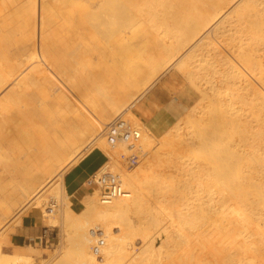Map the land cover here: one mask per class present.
<instances>
[{
	"label": "bare ground",
	"instance_id": "bare-ground-1",
	"mask_svg": "<svg viewBox=\"0 0 264 264\" xmlns=\"http://www.w3.org/2000/svg\"><path fill=\"white\" fill-rule=\"evenodd\" d=\"M24 65L22 88L2 96ZM169 67L205 104L190 106L165 139L180 143L186 129L197 145L187 136L189 159L159 157L156 175L144 165L120 179L105 166H119L126 146L107 142L108 127L118 117L139 126L129 150L142 154L155 137L131 108ZM0 94V225L19 206L35 217L47 190L76 231L64 264H264V0H0ZM93 148L108 159L97 170L118 176L123 196L65 193L64 174ZM146 176L159 207L141 208ZM137 224L145 228L135 251ZM0 264L30 257L19 250Z\"/></svg>",
	"mask_w": 264,
	"mask_h": 264
},
{
	"label": "rangeland",
	"instance_id": "rangeland-1",
	"mask_svg": "<svg viewBox=\"0 0 264 264\" xmlns=\"http://www.w3.org/2000/svg\"><path fill=\"white\" fill-rule=\"evenodd\" d=\"M36 4H37V1H36ZM29 69H31V66L26 67V65H24L19 70V72L15 74V76H14L15 78L10 79V81H8V83L3 87V89L1 90V92L3 91L1 93L2 96L6 95L7 93H11V92H15V91L20 90L22 88V87H20V83H19L21 81L20 78H22V77L24 78V76L28 73ZM161 69H162V66L155 69L152 76L155 77L156 75H160ZM165 80L169 81V83L165 87H163V89H162V93L166 97H165V99H163L161 101L172 102V104H174V105L176 103H178V102H175L176 99H178V101H181L180 102V104H182L181 107H179L178 104H176L177 106H175L177 108L178 107L180 108V114L177 115V118H171V120H168L169 124H168V126H166V128L159 130L158 132H152L151 131L153 136L155 137V140H153V143H149V144H151L150 146L146 145L145 142H143V143H145L146 146L145 145L143 146L141 143L142 147H144V152L140 155L138 154L139 158H138V162L136 164L131 165V163L129 162L130 154L134 153L135 151L126 150V151L120 152L121 163L119 166H117V165L115 166L113 163H110V162L107 164V166H105V168H107V170L112 171L115 174H118L120 179L123 178L121 173H123L125 171L135 172L137 169H139L140 166L146 165V167H147L148 165H152L153 170H155V168L157 169L156 165L160 164V162L158 161L159 157L168 158L171 161V163H175L177 161H180V159H182V158H183L182 160H186L184 156H187V158L189 159L190 154H188L187 153L188 151H186V149H187L186 144H188V142L190 141L189 136L187 135V130L186 129H183L184 131L179 130L178 133H180V135L183 134L182 135L183 138H184V136H186V137L188 136V139H189L188 142L186 141V140H188L186 137L184 138L185 139L184 141L182 140V138H181V140H178L177 138H175L176 141H180L181 144L179 142L174 143V141H175L174 135H173V137H171L172 141L170 143H168L167 140L165 139L166 138L165 133L169 129H171V125L174 122H176V120L177 121L179 119L183 120L185 117L184 114L189 109V107L194 105V103L197 102L198 100H200L199 98H201V97L198 94V92L196 91V89H194L193 86H191V84L188 82V80L185 79L181 75L180 71L177 70L175 67H169L166 72L161 74V76L157 79V81L154 83V85L158 84L159 86H164ZM139 88H141V87H139ZM92 90H93V93L98 97H101L103 95V89L100 87L93 88ZM146 93L147 92H145L143 94V96H141L135 102L134 106L131 108L132 114L138 119V122L140 123V125H144V126H147V125L144 124L143 120L140 121L139 114L142 110V108L140 106H144V104H145L144 103V101H145L144 97H145ZM168 94H171L170 98L167 97ZM206 101H207V99H206ZM163 102H161L160 105L154 107L155 110L161 112V110H162L161 105H163ZM198 102H201V101H198ZM203 102L205 104V100H202L201 103H203ZM160 112L158 115L161 114ZM169 116H166V117H169ZM131 123H133V122H131ZM130 125L133 126L136 129V131L138 130L139 126L138 127L134 126L135 124H130ZM100 127H102V126H99V128ZM147 127H150V126L148 125ZM142 129H144V128H142ZM146 130H147V128H146ZM138 131H139L140 136H141V134H143V131L141 129ZM107 132H108V130H107ZM185 133H186V135H185ZM184 142H186V143H184ZM176 143L178 144L177 146L179 148L177 146H175ZM183 143L185 145H183ZM190 143H195L197 145V143L194 141L193 142L190 141ZM123 144L125 145V143H123ZM179 144H180V146H179ZM116 147H117V144H116ZM189 147L190 146L188 144V148ZM197 147L198 146H195L193 149H195ZM93 149H96V148H93ZM175 149H177V151H175ZM179 149L181 152L184 150L186 153L182 152L183 153L182 154L180 151H178ZM176 152H177V154L180 153V155H176L175 154ZM135 153H137V152H135ZM185 154H188L189 156L185 155ZM175 156H178L177 157L178 159H176ZM114 167L118 168V170H116ZM119 170L122 172H120ZM155 171L151 172L150 175L151 176L156 175L157 171L156 172ZM167 171H170V173H166V174L169 175L170 177H172L173 180L176 179V181H177L178 179L179 180L180 179L183 180V178L185 179V177L183 176L184 173L182 174V172H180V174H178L179 172H176L173 169L172 170L169 169ZM166 174H164V175H166ZM164 175H163V177H164ZM148 178L149 177L146 176L145 180H144L145 182L141 181L142 183H141L140 189L143 192V194H142L143 201L141 202V205H142V203H143V205L145 203L144 206H146L148 204L151 206H158L156 202L160 201L159 194L157 193L158 194V196H157L155 186H153L154 184L153 185L148 184V182H149V181L147 182ZM186 178H190V175H188V177H186ZM164 180H166V179H164ZM123 189L128 190L125 186L123 187ZM94 190L96 191V194H97L96 197H98V189H96L95 187H90L89 189L84 190L83 195H86V194L89 195ZM45 191H46V194H45ZM185 191H184V193H185ZM40 194L41 195H39V194L37 195L38 198H36V196L33 198V199L36 198L35 201L41 200V204H42L41 208L39 207L36 210V212L38 214L35 217H32V215H31L34 211V208L31 205H30V208H29V206H26L22 211H21L20 206H19V208L14 210V212H16L18 209H20V210H18L16 213H19L20 211L21 212L19 214L15 213V215H13L14 214V212H13L10 216L12 219L8 218L7 219L8 221H5L0 225V259H2V258H9V259L14 258L15 253L19 250H22L25 253H28V255L30 257V264H46V263L47 264H64V261L72 259V258H69L70 257L69 252H70V248L73 247V245H74L73 239H75V238H73L74 237L73 235H75V232H76L74 225H73L74 223L71 224V222H69V221L63 222L61 220V217H60L59 212L57 210L58 206L55 205L54 207H51V204L53 203V199L48 194L47 190L41 191ZM155 196L157 197V199H155ZM143 205L141 206V208H144ZM21 208H22V206H21ZM44 208H45L47 213L42 212V209H44ZM72 208H73V211L75 213H79L81 211L82 206L79 202H75L73 204ZM162 208L163 207L161 206V209ZM164 212H168V210L164 211ZM12 215H13V217H12ZM50 217L54 221L55 226H50L48 224V222L47 223L45 222V220L49 219ZM165 218H166V220L168 219V217H165ZM171 218L173 219V221L176 219L175 213L173 214V216H171ZM177 222H178V220H177ZM144 226L145 225L137 224L136 231L138 234L134 235L135 236L134 237L135 244L133 245V249L135 251H136L137 246L141 245L140 241H139V240H141L140 235H139L140 231H138V230L145 228ZM20 228H36V230H37L36 235L37 236L34 235V236L26 237L25 239H20V238L17 239V237H16L17 231H20ZM88 228H91V227L89 226ZM117 228H118L117 224L110 225L109 226L110 233L116 235L117 233H113L112 231H113V229L115 230ZM153 228H158V227H153ZM183 228H188V223ZM154 232L155 231H153V230L151 232V233H153V236H152L153 242L155 244H159L161 240L158 239L157 237L155 238L156 233H154ZM88 245H89L88 250L93 252L91 250L90 244H88ZM68 248H69V250H68ZM66 251H68L67 254H66ZM94 257L96 258V255H94ZM100 257L101 258H99V259H102L101 255H100ZM91 263L93 264V261Z\"/></svg>",
	"mask_w": 264,
	"mask_h": 264
},
{
	"label": "crops",
	"instance_id": "crops-1",
	"mask_svg": "<svg viewBox=\"0 0 264 264\" xmlns=\"http://www.w3.org/2000/svg\"><path fill=\"white\" fill-rule=\"evenodd\" d=\"M164 83V86H159L158 84L153 85L145 94L144 106H140L142 110L139 114V119L140 121L143 120L145 125H149L152 132H158L159 130L166 128L169 124L168 120H171V118H177V115L180 114L179 107L182 105L180 104L181 101H178V99L175 100V102H178L176 104L179 105V109L175 107L177 105L172 104V102L161 101L166 97L162 93V89L169 83V81L165 80ZM167 97L170 98L171 94H168ZM161 102H163V105H161L162 110L160 112L155 110L154 107L160 105ZM159 112L161 113L160 115H158ZM106 161L107 158L104 153L97 148L91 149L78 159L77 162L74 163L64 174L63 186L65 193L72 197V199H80L83 196V191L91 187L88 185L91 175L97 169L102 167ZM36 234V228H20V231H17L16 237L17 239H25L29 236H37Z\"/></svg>",
	"mask_w": 264,
	"mask_h": 264
},
{
	"label": "built area",
	"instance_id": "built-area-1",
	"mask_svg": "<svg viewBox=\"0 0 264 264\" xmlns=\"http://www.w3.org/2000/svg\"><path fill=\"white\" fill-rule=\"evenodd\" d=\"M137 138L138 134L136 129L127 121L119 117L115 118L113 122H111L110 126L108 127V132L106 133V140L111 146H114L117 143H125L126 150L131 148L134 149L135 145L133 142ZM139 153L140 152H134L130 154L129 162L131 165H134L138 162ZM118 180V176H113L108 171L102 172L97 170L89 178L88 185L98 189V198H100L101 202L106 203L112 200L114 197L124 195L125 192L120 186ZM94 232L95 231H93V234ZM102 243L103 241L100 240L97 242L95 247H92L95 255H98L99 248L103 245Z\"/></svg>",
	"mask_w": 264,
	"mask_h": 264
}]
</instances>
